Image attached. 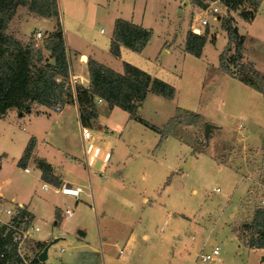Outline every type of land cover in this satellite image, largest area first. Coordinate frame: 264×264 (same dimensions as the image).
<instances>
[{
    "label": "rangeland",
    "instance_id": "obj_1",
    "mask_svg": "<svg viewBox=\"0 0 264 264\" xmlns=\"http://www.w3.org/2000/svg\"><path fill=\"white\" fill-rule=\"evenodd\" d=\"M58 2L69 41L76 40L75 30L77 37L80 30L91 42L99 41L110 34L115 18L144 17V24L152 29L146 48L150 62L145 66L171 84L175 95L166 99L151 93L139 110L152 125L169 132L168 137L131 119L122 134L127 143L116 133L102 136L89 127L92 135H101L108 142L111 162L119 166L122 176L109 185L114 189L105 196L97 193L88 200L77 197L63 202L53 187L40 190L32 160L26 165L30 173L17 163L29 132L41 140L57 118L54 112L42 117L32 114L31 124L26 119L17 122L8 147L4 146L7 140L0 137V154L8 153L0 176L1 190L7 199L13 194L20 198L32 195L30 204L40 227L36 236L49 237L46 243L59 238L49 247L48 259L56 264H264V249L246 246L251 230L243 227L258 207H264V94L260 91H264V0L257 6L254 0H240L235 9L221 7L217 21L210 18V25L204 28L208 42L202 58L174 47L181 45V39L185 42L198 10L191 0ZM223 21H229L243 36L241 58L236 59L234 44L227 52L228 73L219 69L218 60L227 44ZM38 30L42 32L39 47L44 58H50L46 45L56 31L53 19L17 6L6 33L27 41ZM163 44L164 50L169 49L167 54ZM122 115L124 111L117 110L109 119L103 112L99 119L121 130ZM206 124H210L207 136ZM65 128L63 140L53 136L54 146L40 144L38 154L60 159L63 150L74 153L81 148L77 123ZM176 183L183 188L175 190ZM215 187L220 191H214ZM142 196L156 200L157 205L145 204ZM52 203L74 206V217L63 219L58 208L54 215ZM105 216L113 219L104 222ZM103 226L110 231L106 240L101 238ZM78 230L86 235L78 236ZM129 230L135 231L134 242L119 255ZM143 232L148 234L146 242L141 238ZM35 243L34 251L39 250ZM61 246L66 247L64 252H60ZM216 246L219 255L214 261L199 260L201 252H211Z\"/></svg>",
    "mask_w": 264,
    "mask_h": 264
},
{
    "label": "trees",
    "instance_id": "obj_2",
    "mask_svg": "<svg viewBox=\"0 0 264 264\" xmlns=\"http://www.w3.org/2000/svg\"><path fill=\"white\" fill-rule=\"evenodd\" d=\"M194 5L204 6L202 0H191ZM240 0H226L228 9H235ZM257 6V2L254 3ZM17 6H27L29 12L43 19H53L56 31L51 35L46 49L50 58H44L40 47H34L32 37L22 41L6 33L8 22L16 12ZM222 29L227 33V44L219 54V69L229 72L226 60L231 44H234L236 59L241 58L243 36L229 21L222 22ZM152 33L140 25L123 18L114 22L109 52L114 57L120 56V45L141 52L150 40ZM207 37L196 34L191 30L186 33L184 50L200 57ZM54 59V63L50 60ZM243 66V65H242ZM250 68H253L248 64ZM89 73L88 87L75 85L74 91L69 84V62L64 40L61 12L57 0H0V117L9 109L17 112H29L33 105L53 108L57 104L64 105L74 99L79 107V118L83 127H90L97 117L95 99H103L112 109L118 107L134 119L161 133L165 138L169 132L152 125L138 115V110L149 93L172 99L175 95L174 87L157 77L127 63H123L124 73L90 58L87 61ZM254 75L257 73L253 70ZM243 81V80H242ZM247 83L246 80L243 81ZM264 94V91L260 89ZM198 116L197 114H193ZM191 115V116H193ZM183 119V118H182ZM179 120V117H178ZM32 140L27 144L18 164L24 165L32 150ZM36 166L42 170V179L50 184L59 186L60 182L52 173L51 165L44 159H35ZM57 222V220H56ZM249 228L251 235L246 246L257 249L264 248V207H258L249 223L243 226ZM39 249L47 243L36 241ZM6 245H11L9 235H3L0 229V264H12V253L8 252Z\"/></svg>",
    "mask_w": 264,
    "mask_h": 264
},
{
    "label": "crops",
    "instance_id": "obj_3",
    "mask_svg": "<svg viewBox=\"0 0 264 264\" xmlns=\"http://www.w3.org/2000/svg\"><path fill=\"white\" fill-rule=\"evenodd\" d=\"M58 1V0H57ZM263 2V0H262ZM261 2V4H262ZM59 5V2H58ZM60 8V5H59ZM177 10L178 7H177ZM120 18V17H119ZM117 18H115L116 20ZM125 20H128L134 24L140 25L146 29H149L152 33V29L150 26L144 24V17L136 18L135 15L133 14L129 18H123ZM255 19V18H254ZM114 20V22H115ZM211 23V21H210ZM113 29H114V23L112 26V30L110 34L107 36L105 39H101L99 41H90L87 37L86 34H83L80 30H78V37H77V31L75 30V39H71V41L67 40L65 37V31L63 29L64 33V40H65V45H66V52H67V57H68V62H69V69L70 72L73 75H78L82 79H77V82H79V85L88 87L89 85V73H88V67H87V61L88 59L92 58L96 60L97 62L104 64L113 70L119 72V73H124L123 70V63L127 62L145 72L150 74L152 77H157V75L152 72L151 69H149L147 66V62H150V58L146 54V48L148 46V43L145 45V47L142 49L141 52H136L133 51L124 45H120V56L119 57H114L110 54L109 52V44L110 40L112 39L113 35ZM152 36V35H151ZM151 38V37H150ZM185 40V39H184ZM149 42V41H148ZM208 42V39L206 40V43ZM205 45L203 46L202 53L205 49ZM180 47L183 52H186L184 50V42L183 39H181V45L179 46L178 43L174 45V47ZM163 53L167 54L169 52V49H165V44L162 46ZM189 54V53H188ZM203 54L200 55L198 58H202ZM144 65V66H143ZM159 78V77H157ZM160 79V78H159ZM149 93L148 95H150ZM153 94V93H152ZM147 95V97H148ZM156 95V94H155ZM146 97V98H147ZM145 101V100H144ZM95 104H96V109H97V117L95 120L92 121V124L90 127H95L97 132H99L102 136H107V134H115L117 135V138L120 141H123V143H127L128 139H125L122 137V134L124 132V129L126 127V124H128V113L124 111V115H122L123 122L119 125L121 127V130H117V128H110L109 124L103 121H100V117L103 116V112H106L109 119L112 118V116L117 112V110H121L118 107H114L110 109L107 106V103L99 98L95 99ZM141 107L139 108V110ZM138 110V115L143 118L139 114ZM54 112L57 116V118L51 123L50 128L44 133V137L38 139L36 134L34 132H29L27 138H26V143L30 141V139L33 141V146L32 150L29 154V158L26 160L25 164L23 165V168L27 165V163L32 160L33 164L37 168V173L35 175V178L41 183L40 184V190L41 191H46L50 189V186L55 188L56 186L53 184H50L49 182H46L42 179V170L36 166L35 159L41 158L44 159L46 162H48L51 167H52V173L54 176H56L60 182L59 187L63 184L69 186V187H80L81 191L78 195L81 199L88 200L90 197H93L94 194L102 195L108 192H111L112 189L114 188H109V185H112L117 182L118 180L122 178V176H119V172L117 171V168L119 167L118 165H115L113 162H111V147L107 145V141L105 142L104 139H102L99 135H92L90 133L89 138H85L83 136V131L82 128H85L82 126L79 118V107L77 102L72 99L71 101L65 103L62 106V109L60 112H56L55 109L53 110L49 109L48 107L45 106H38V105H33L32 109L29 112H17L15 109H9L6 114L2 117H0V137L3 139L7 140V143L9 140H12L14 137V125L19 122L23 121L26 119L30 124H31V115L36 114L39 117L42 116H48L50 113ZM144 119V118H143ZM134 120V119H131ZM146 120V119H145ZM137 121V120H135ZM147 121V120H146ZM139 122V121H138ZM149 122V121H148ZM73 123H77L78 129L80 131L79 139L81 143V148L75 149L74 153L71 152H66L69 151V149L63 150L62 153L65 152V154H62L60 159H52L44 156L43 154H38V147L40 144H43V146H48V147H53L54 144L52 143L53 141V136L56 135V137L60 138L63 140V136L67 128H65L66 124L72 125ZM104 123V124H103ZM106 123V124H105ZM150 123V122H149ZM89 130V127H86ZM30 131V130H28ZM30 137V138H29ZM168 137V136H167ZM29 138V139H28ZM102 142H101V139ZM28 140V141H27ZM5 144L4 146L8 147L10 144ZM26 144V146H27ZM25 146V148H26ZM25 148H22V151L17 158V163L19 162L20 158L22 157ZM8 153L6 151H2L0 154V176L1 172L3 169V165L5 164L7 158H8ZM178 167L180 166V157L178 158ZM183 166V165H182ZM177 169L174 173L177 174ZM25 172V171H24ZM26 173H30V170ZM146 173H143L142 178H146ZM119 176V177H118ZM177 176V175H176ZM1 178V177H0ZM1 180V179H0ZM42 185H47L48 187L46 189H42ZM26 186L24 188V191H27ZM58 187V186H57ZM175 190H180L183 188H179L176 185L172 186ZM38 188L33 189L32 194H35ZM0 193L4 197L6 196L3 191L1 190L0 186ZM60 194L61 200L64 202L67 199L72 198L74 199L75 197H71L70 195H65L62 194L60 191L56 192ZM29 195V194H28ZM26 195L24 198V195L20 197H17L16 195H11L10 199H14L15 201L23 204L30 214L31 217H33L34 221H36L35 218V213L34 210L32 209L31 206V197L32 195L28 196ZM24 198V199H23ZM103 199V197H102ZM142 200L145 204H150L151 206L157 205V201H151L147 197L142 196ZM51 206H53V214L55 215V208L61 209L63 208L62 205H57L55 203H52ZM105 208V206L103 207ZM175 213V211L173 212ZM75 215V213H74ZM74 215L71 217L73 218ZM105 215V213H103ZM102 215V216H103ZM104 219V222H108L113 219V217H107ZM168 217H171L170 214H168ZM69 218V219H71ZM67 219V220H69ZM63 223L62 221L60 224ZM54 224H56V219L54 220ZM38 226V225H37ZM40 231L39 230L36 232V234ZM79 231V230H78ZM77 231V232H78ZM82 231V230H81ZM84 233V231H82ZM102 234H105L102 236V240H106L107 235L109 236V228L107 226H103V229L101 230ZM78 234V233H77ZM86 234L84 233L83 235L78 234V236H85ZM110 237V236H109ZM36 241H48V238H40L38 236L35 237ZM56 239H59L58 237H55ZM55 238H51L52 240ZM141 238L146 242L148 239V234L146 232H143L141 235ZM135 239V231L129 230L128 234L125 237V245L120 246L118 249V254L123 255L125 253V247L130 245L132 242H134ZM51 240V241H52ZM50 241V242H51ZM58 241V240H57ZM48 242V243H50ZM52 245V244H51ZM50 245V246H51ZM49 246V247H50ZM48 247V249H49ZM66 249V247H65ZM264 248H257L255 250H263ZM65 251V250H64ZM96 252V251H95ZM95 252H90V253H95ZM97 253V252H96ZM47 256H48V250H47ZM102 259V258H101Z\"/></svg>",
    "mask_w": 264,
    "mask_h": 264
},
{
    "label": "built area",
    "instance_id": "obj_4",
    "mask_svg": "<svg viewBox=\"0 0 264 264\" xmlns=\"http://www.w3.org/2000/svg\"><path fill=\"white\" fill-rule=\"evenodd\" d=\"M205 6L197 7L190 24V30L196 34H203L204 28L210 25V18L217 21L220 17L221 7L227 9L226 0H202ZM256 2L261 0H254ZM102 31V30H101ZM42 32L36 31L32 36V44L34 47H39L41 44ZM77 79H82L78 75H73L69 71V84L74 91L75 85L79 84ZM100 100V98H99ZM55 111L60 112L62 105L57 104ZM83 136L85 138L90 137V131L87 128H82ZM25 172L29 171L28 167H24ZM47 185H42V189H46ZM56 192L60 191L62 194L70 195L77 198L81 188L69 187L65 184L59 188L55 187ZM214 191L219 192L220 188H213ZM264 203V199L262 200ZM75 213L74 206L65 205L61 208V215L63 219L71 218ZM0 229L3 235H9L11 245H6L9 253H12V264H56L54 260H49L48 257L45 260L39 259L41 249L34 251L32 244L36 240V232L39 230V226L35 224L33 217L30 216L25 206L14 199H7L0 193ZM33 249V250H32ZM65 247H60V252H64ZM219 255V248L214 247L211 252L199 254V260L203 263L214 261ZM3 257V253L0 254Z\"/></svg>",
    "mask_w": 264,
    "mask_h": 264
},
{
    "label": "water",
    "instance_id": "obj_5",
    "mask_svg": "<svg viewBox=\"0 0 264 264\" xmlns=\"http://www.w3.org/2000/svg\"><path fill=\"white\" fill-rule=\"evenodd\" d=\"M55 61H54V59H51V63L53 64ZM209 130H210V124H206V126H205V132H204V134H205V136H207L208 135V132H209ZM178 184L176 183V186H177ZM78 234H80V235H83L84 233L81 231V230H79L78 231ZM58 239H53L50 243H47V245L43 248V250L41 251V253L39 254V259L40 260H45L48 256H47V250H48V247L51 245V244H53L54 242H56Z\"/></svg>",
    "mask_w": 264,
    "mask_h": 264
}]
</instances>
